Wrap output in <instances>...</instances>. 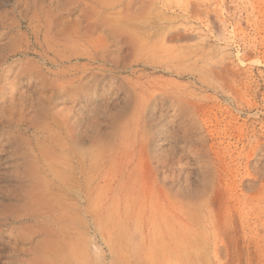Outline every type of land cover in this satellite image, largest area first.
Returning a JSON list of instances; mask_svg holds the SVG:
<instances>
[{
  "label": "rangeland",
  "instance_id": "obj_1",
  "mask_svg": "<svg viewBox=\"0 0 264 264\" xmlns=\"http://www.w3.org/2000/svg\"><path fill=\"white\" fill-rule=\"evenodd\" d=\"M2 72L0 264H30L14 217L38 147L66 165V125L83 151L99 139L96 170L131 192L62 194L89 252L65 264H264V0H0ZM136 92L144 112L110 167Z\"/></svg>",
  "mask_w": 264,
  "mask_h": 264
},
{
  "label": "bare ground",
  "instance_id": "obj_2",
  "mask_svg": "<svg viewBox=\"0 0 264 264\" xmlns=\"http://www.w3.org/2000/svg\"><path fill=\"white\" fill-rule=\"evenodd\" d=\"M63 1L66 4L74 3V0ZM120 4H123L122 1L113 5L110 4L112 6L108 8L113 10L116 8V5ZM61 7L63 8L59 9L57 7V9L61 10L60 12L62 14V10L64 11L66 7L63 5ZM66 10L70 11L71 9L68 7ZM106 20L107 18L104 16V18L101 20V25L104 26ZM9 72L10 71H7L6 73ZM4 74L5 72H2L0 73V76L4 77ZM129 96L130 98L134 96L135 102L134 108L130 113L131 118L123 126L113 127L115 137L111 148H116L113 152L111 151L112 153L108 156V152L104 154L105 157H108L106 164H108L110 167H113L119 161V159L123 157L125 153L123 148L124 139L128 134L130 125L133 123L138 129V123L144 112L145 98L143 94L136 92L134 95ZM16 109L14 100L12 97H10V109L6 110L4 115L13 117ZM18 115H20L19 121L26 125V116L29 115L27 103H21L18 108ZM11 124H13V122H11ZM64 129L68 136L64 138L66 140L64 146L67 148L66 150L68 153H63L65 155L62 153L60 154L63 155L66 165L60 168L58 162L56 164L54 163L57 160L52 162V155L57 157L59 154L57 155L55 153H51L52 155L50 156L47 152L38 147V153L36 154L37 164L33 165L29 173L26 175L25 180L28 183L25 186L26 188L24 190V198L20 204L21 212L14 217V220L16 221H23L31 224L30 231H32V233L29 236L19 233V236H23L19 237L18 241L19 250L31 256L29 261L30 264H65V262H70L71 258L74 257L73 253H71L73 248H75L73 250L74 253L77 251L78 257L82 259H89V252L84 235L79 232V227L77 229L78 231L75 229V226L83 225L84 227L86 221L84 222V219L82 220L79 218V213L71 212V210L76 208V205L66 203V199L62 198V194L66 195V198L67 196H71L70 199L76 200L79 202V204L82 202L88 204L90 202L91 194L94 190L93 188H90L91 183H94V186H97L99 183H105L103 187L106 188L107 194L112 192L113 195H116L118 193L117 191L121 190V188H123V191L125 190L127 194L131 192V188L129 189V184L124 181L123 177L119 181L121 183L114 185V190L111 189V185L115 182V179L117 180L118 177L116 178L114 176L111 182H109L108 173L110 170L103 173L99 171V169L103 167L105 168V165H103L101 168H97L98 171L96 170L97 166L95 167V163H93L95 159L93 149L101 145L99 139L95 137L92 138L91 147L88 150L83 151L82 148H80L77 144V134L74 127L72 125H66ZM143 135L144 134H142V137ZM136 144L137 142L135 141V145ZM69 153L71 154V156L69 155L70 158L68 157ZM67 158L68 160L70 159L71 162H73L75 158L78 161L77 167L76 165H74L75 167L72 166V163H68ZM88 161L89 165L86 166L85 164H87L86 162ZM34 162L35 161L32 163L34 164ZM135 169L129 171L127 177L129 180L136 175ZM87 172H89L90 175H86ZM70 199L67 198L68 201ZM105 210L107 209L105 208ZM97 219L98 216L96 214H91L92 223L95 224ZM36 234H40L41 237L34 238V235ZM28 245H32V247H28Z\"/></svg>",
  "mask_w": 264,
  "mask_h": 264
}]
</instances>
